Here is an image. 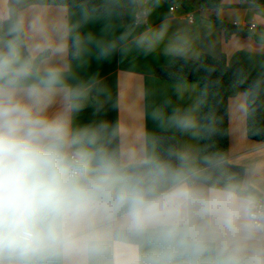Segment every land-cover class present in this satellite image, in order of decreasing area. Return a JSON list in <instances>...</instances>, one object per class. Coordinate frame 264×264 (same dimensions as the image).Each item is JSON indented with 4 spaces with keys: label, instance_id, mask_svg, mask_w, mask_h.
I'll return each instance as SVG.
<instances>
[{
    "label": "clouds",
    "instance_id": "9594fccd",
    "mask_svg": "<svg viewBox=\"0 0 264 264\" xmlns=\"http://www.w3.org/2000/svg\"><path fill=\"white\" fill-rule=\"evenodd\" d=\"M160 4L102 0L106 16L133 21L106 40L81 32L87 7L73 21L64 3L0 0V264H264V163L233 171L221 153L148 135L129 143L116 125L78 119L105 110L104 82L73 66L93 49L123 60L164 44L167 56L199 58L187 30L141 27ZM202 103L151 116L195 137Z\"/></svg>",
    "mask_w": 264,
    "mask_h": 264
},
{
    "label": "crops",
    "instance_id": "0c3cea01",
    "mask_svg": "<svg viewBox=\"0 0 264 264\" xmlns=\"http://www.w3.org/2000/svg\"><path fill=\"white\" fill-rule=\"evenodd\" d=\"M187 1L191 5L190 9L161 0L160 6L144 20L141 27H158L166 20L169 36L177 30H187L192 37L199 58L190 60L197 61L203 54L215 58L226 56L230 66L246 64L252 80L264 78V6L244 0H222L220 8L208 10L202 8V0ZM80 9L65 7V15L75 13L71 15L75 21L79 18ZM191 16L194 17V23L189 21ZM212 17L245 29L253 25L256 28L249 32L247 38L233 37L227 42L223 29L211 21ZM132 23V18L127 15H124V19L122 15H94L80 30L108 40L114 39ZM163 47L164 44L157 52L147 56L133 53L123 60L118 54L108 60H97L93 49L83 61H73L80 77L102 80L107 90L104 112L94 114L89 107L80 114L79 121L86 123L103 119L118 126V140L123 137L129 143H136L145 135L157 137L159 133L168 132L174 136L178 147L194 145L201 148V127L199 135L194 137L175 129H162L152 119L151 113L157 108L170 112L172 108H186L201 100L200 84L168 82L155 76L158 68L170 66L174 59L164 54ZM229 116V163L239 167L264 163V144L248 137L247 101L244 94L230 100ZM198 119L201 125V105Z\"/></svg>",
    "mask_w": 264,
    "mask_h": 264
},
{
    "label": "trees",
    "instance_id": "16d2710c",
    "mask_svg": "<svg viewBox=\"0 0 264 264\" xmlns=\"http://www.w3.org/2000/svg\"><path fill=\"white\" fill-rule=\"evenodd\" d=\"M179 4L185 9L191 5L187 0H165ZM264 6V0H244ZM52 6L64 3L66 7H87L94 15H105L100 0H49ZM222 0H202V8L214 10L221 7ZM124 19V15H122ZM211 21L221 27L228 42L233 37L247 38L250 33L242 27L211 18ZM264 42V38L262 39ZM155 76L163 81L174 83H198L201 88V148L206 152H217L224 155L233 171L243 167L229 163L230 159V116L229 102L231 99L244 94L255 80L249 76V67L243 63L230 66L226 56L215 58L203 54L199 60L174 58L168 67L158 68ZM247 101V133L248 137L264 144V87L253 100ZM211 127L212 132L207 129ZM160 145L178 146L174 136L168 132L157 135Z\"/></svg>",
    "mask_w": 264,
    "mask_h": 264
},
{
    "label": "built area",
    "instance_id": "2783aa9c",
    "mask_svg": "<svg viewBox=\"0 0 264 264\" xmlns=\"http://www.w3.org/2000/svg\"><path fill=\"white\" fill-rule=\"evenodd\" d=\"M171 10L174 11V8H172ZM189 21H190L191 23H194V17L191 16V17L189 18ZM255 28H256V26L253 25V26H251V27H247L246 30H247L248 32L251 33V32H253V31L255 30Z\"/></svg>",
    "mask_w": 264,
    "mask_h": 264
}]
</instances>
